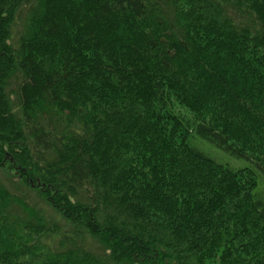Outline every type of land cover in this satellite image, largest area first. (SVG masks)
Returning <instances> with one entry per match:
<instances>
[{
	"label": "trees",
	"instance_id": "obj_1",
	"mask_svg": "<svg viewBox=\"0 0 264 264\" xmlns=\"http://www.w3.org/2000/svg\"><path fill=\"white\" fill-rule=\"evenodd\" d=\"M255 171L264 0H0V264H264Z\"/></svg>",
	"mask_w": 264,
	"mask_h": 264
},
{
	"label": "rangeland",
	"instance_id": "obj_2",
	"mask_svg": "<svg viewBox=\"0 0 264 264\" xmlns=\"http://www.w3.org/2000/svg\"><path fill=\"white\" fill-rule=\"evenodd\" d=\"M175 111L181 114V117L185 120H190L192 122L193 115L192 113L182 106L181 104L177 103V101L174 103ZM187 142H189L190 145H193L197 147L198 149L202 150L204 153L208 154L210 157L216 160L219 164L222 166H225L227 168H231L234 171L243 170L244 168H250L251 164L243 159L235 158L222 150L215 147L210 142L196 136L192 131H188V135L186 138ZM255 175V187L254 192L257 195L258 198H260L264 203V175L261 174L259 171L254 172Z\"/></svg>",
	"mask_w": 264,
	"mask_h": 264
}]
</instances>
